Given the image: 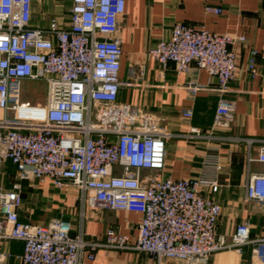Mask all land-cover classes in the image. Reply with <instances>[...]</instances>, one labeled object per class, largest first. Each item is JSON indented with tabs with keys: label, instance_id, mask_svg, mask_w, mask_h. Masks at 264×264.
I'll list each match as a JSON object with an SVG mask.
<instances>
[{
	"label": "built area",
	"instance_id": "2783aa9c",
	"mask_svg": "<svg viewBox=\"0 0 264 264\" xmlns=\"http://www.w3.org/2000/svg\"><path fill=\"white\" fill-rule=\"evenodd\" d=\"M31 8L32 0H0V174L11 178L9 188L0 182V264L10 258V241L22 244L19 264H84L82 258L94 259L99 247L142 252L154 264H204L212 254H240L247 245L252 259L264 264V233L253 237L243 221L229 236L218 234L222 208L205 193L219 185L218 151L227 137L215 130L233 117L234 101L225 94L239 70L237 49L245 36L178 21L168 38L147 50L162 70L172 65L180 74L195 66L207 72L208 83L187 85L191 96L201 89L218 93L210 129L190 131L213 143L201 172L175 179L162 176L171 134L140 106L118 101L120 86L135 83L119 76L118 22L125 0H72L67 26L57 20L32 26ZM205 9L221 12L218 6ZM256 53L250 49L246 66L252 73ZM33 80L45 82L42 104L23 99ZM182 111L192 115L190 108ZM259 141L248 161L264 163V139ZM7 162L13 173H6ZM22 181L74 187L89 207L138 213L134 242L112 228L103 240L87 239L82 225L74 234V224L61 216L22 221ZM244 200L264 204V171L249 172Z\"/></svg>",
	"mask_w": 264,
	"mask_h": 264
},
{
	"label": "crops",
	"instance_id": "0c3cea01",
	"mask_svg": "<svg viewBox=\"0 0 264 264\" xmlns=\"http://www.w3.org/2000/svg\"><path fill=\"white\" fill-rule=\"evenodd\" d=\"M71 5L72 0H32L31 25L45 27L57 20L61 26H67ZM206 5L218 6L221 12L207 11ZM178 21L246 38L238 46L239 70L230 80L229 91L225 94L235 104L232 120L228 126L215 130L216 134L227 137L218 151L222 163L217 175L219 185L214 189L206 188L205 193L222 208L216 226L218 234L229 236L238 223L247 221L251 225V235L261 236L264 233V204L246 202L244 196L249 172L264 171V163L248 161V157L257 155L259 140L264 139V0H125L124 13L118 22L122 49L119 76L135 83L120 86L118 101L140 106L171 134L166 142L162 176L175 179L199 176L203 157L209 151L207 147L213 143L191 136V127L207 132L218 101V93L214 90L201 89L191 96L186 89L192 82L208 83L209 75L205 70L192 66L187 72L178 74L172 65L162 70L148 55L147 50L161 38H168L173 24ZM251 48L257 50L253 73L246 68ZM214 83L213 80L211 85ZM187 108L192 110L191 116L183 113L182 110ZM243 138L256 140L248 144ZM8 165L11 163H6V169ZM5 177L9 185L0 182L9 188L11 178L6 174ZM22 185L23 203L29 189L44 199L40 208L47 213L44 222L59 215L74 224V234L82 225L87 239L103 240L105 231L112 228L128 234L132 242L135 240L140 220L136 212L89 207L82 203L76 188L57 189L49 181L45 184L22 181ZM23 207L19 209L20 219L36 222ZM5 248L11 254L9 262L19 264L21 242L10 241ZM82 261L84 264H154L148 254L105 247L95 250L94 259L82 258ZM166 263L178 264L171 260ZM204 264L261 263L252 259L251 246L247 245L240 254L234 251L212 254Z\"/></svg>",
	"mask_w": 264,
	"mask_h": 264
},
{
	"label": "rangeland",
	"instance_id": "374dc122",
	"mask_svg": "<svg viewBox=\"0 0 264 264\" xmlns=\"http://www.w3.org/2000/svg\"><path fill=\"white\" fill-rule=\"evenodd\" d=\"M25 87H27L26 94L23 95V99L25 102L28 103H43V96L45 94V82L43 80H33L28 81L25 84ZM7 173H13L14 167L13 165H8L6 169ZM0 181L4 183V185L8 186V180L5 177V174H0ZM31 188V187H30ZM44 205V199L40 194H37L36 192H31V189L26 191L25 194V203H24V210L26 212H30L33 217L32 220L36 222H44L46 220V214L43 213V211L40 210V208ZM45 214V215H44ZM27 215V213H26ZM28 218V216H26ZM4 264H11L9 260H6Z\"/></svg>",
	"mask_w": 264,
	"mask_h": 264
},
{
	"label": "water",
	"instance_id": "95a60500",
	"mask_svg": "<svg viewBox=\"0 0 264 264\" xmlns=\"http://www.w3.org/2000/svg\"><path fill=\"white\" fill-rule=\"evenodd\" d=\"M59 216V215H58Z\"/></svg>",
	"mask_w": 264,
	"mask_h": 264
}]
</instances>
